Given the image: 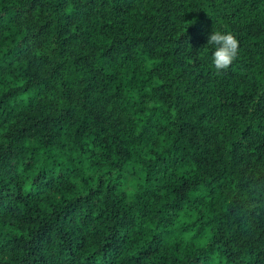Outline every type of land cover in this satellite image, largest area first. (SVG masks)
Instances as JSON below:
<instances>
[{"label":"trees","instance_id":"obj_1","mask_svg":"<svg viewBox=\"0 0 264 264\" xmlns=\"http://www.w3.org/2000/svg\"><path fill=\"white\" fill-rule=\"evenodd\" d=\"M0 264H264V0H0Z\"/></svg>","mask_w":264,"mask_h":264},{"label":"clouds","instance_id":"obj_2","mask_svg":"<svg viewBox=\"0 0 264 264\" xmlns=\"http://www.w3.org/2000/svg\"><path fill=\"white\" fill-rule=\"evenodd\" d=\"M211 48L210 67L217 76L223 75L237 59L239 41L237 37L225 30L213 29L208 36L207 45Z\"/></svg>","mask_w":264,"mask_h":264},{"label":"rangeland","instance_id":"obj_3","mask_svg":"<svg viewBox=\"0 0 264 264\" xmlns=\"http://www.w3.org/2000/svg\"><path fill=\"white\" fill-rule=\"evenodd\" d=\"M143 184V179L134 163H129L123 173L120 188L125 194L133 195L137 192L139 186ZM196 220V213L188 210L186 214L180 219L181 224H188ZM189 238V237H188ZM187 238V239H188Z\"/></svg>","mask_w":264,"mask_h":264}]
</instances>
